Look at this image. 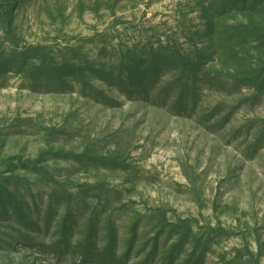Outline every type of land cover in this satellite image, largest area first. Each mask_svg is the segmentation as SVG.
<instances>
[{
    "label": "rangeland",
    "instance_id": "374dc122",
    "mask_svg": "<svg viewBox=\"0 0 264 264\" xmlns=\"http://www.w3.org/2000/svg\"><path fill=\"white\" fill-rule=\"evenodd\" d=\"M0 264H264V0H0Z\"/></svg>",
    "mask_w": 264,
    "mask_h": 264
},
{
    "label": "trees",
    "instance_id": "16d2710c",
    "mask_svg": "<svg viewBox=\"0 0 264 264\" xmlns=\"http://www.w3.org/2000/svg\"><path fill=\"white\" fill-rule=\"evenodd\" d=\"M146 85L147 84H145L144 81H139L135 84L134 93L137 95V97H142V98L147 97V92L145 90V88L147 87ZM188 106H189L188 100L186 102V100H183L182 97H180L179 100L172 105L171 111L177 113L178 115H183L188 110Z\"/></svg>",
    "mask_w": 264,
    "mask_h": 264
}]
</instances>
